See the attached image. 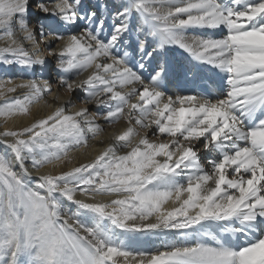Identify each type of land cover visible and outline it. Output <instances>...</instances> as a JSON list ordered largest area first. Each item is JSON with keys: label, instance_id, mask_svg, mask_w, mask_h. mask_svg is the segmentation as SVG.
Returning <instances> with one entry per match:
<instances>
[{"label": "snow or ice", "instance_id": "1", "mask_svg": "<svg viewBox=\"0 0 264 264\" xmlns=\"http://www.w3.org/2000/svg\"><path fill=\"white\" fill-rule=\"evenodd\" d=\"M232 4L225 9L220 0H134L132 5L161 48L176 45L227 74L226 92L213 102L167 96L154 86L160 72L152 83L145 82L114 55L126 23L117 24L107 41L99 35L103 20L95 33L83 29L46 35L41 28L37 36L25 19L29 0H0V38L5 41L0 64L44 67V53L56 55L57 43L63 41L56 57L65 75L58 78L57 88L83 92L81 103L102 110L72 112L70 98L20 130L0 132V264H264V239L239 251L217 241L215 247L172 243L151 253L133 252L77 218L83 211L127 232L187 236L205 222L239 217L264 230V119L246 127L264 112V23H254L264 17V0ZM36 7L70 24L85 19L81 0H50ZM126 13H118L117 19ZM87 15L92 20L96 12ZM190 28H223L227 34L221 39L184 35ZM85 72L89 74L78 84ZM18 89L27 91L10 95ZM52 94L47 80L16 83L0 77V118L7 122L28 115L31 106ZM98 118L109 124L123 119L129 126L94 160L69 168L70 154L88 146L89 134L94 139L101 132ZM137 127L145 135L133 144L140 135ZM150 136L163 139L156 143ZM210 149L213 158L207 159ZM49 167L53 170L43 171ZM179 176L183 184L175 182ZM104 197L114 198L106 202ZM62 201L75 205L77 213L66 211ZM169 201L178 206L165 210Z\"/></svg>", "mask_w": 264, "mask_h": 264}, {"label": "bare ground", "instance_id": "2", "mask_svg": "<svg viewBox=\"0 0 264 264\" xmlns=\"http://www.w3.org/2000/svg\"><path fill=\"white\" fill-rule=\"evenodd\" d=\"M50 0H29V10L25 19L29 26L36 29L37 36L41 28L46 35H69L77 34L83 29H89L94 33L97 31V26L100 21L103 20L104 27L100 30L99 35L105 41L110 39L112 31L119 23H126L128 30L120 37L117 46L113 49V54L119 58H122L125 63L131 67L134 71H137L141 78L148 83H152V78L157 72L161 73L160 79L155 82L157 90L161 91L167 96H188L182 94L179 82L181 78L185 76H197L195 82H199L205 89L212 93V98L205 99L199 95L196 96L199 99L208 101H216L221 98L227 89L226 79L227 74L221 71L219 68L214 67L211 64L202 63L195 60L186 51L176 45H164L160 47V40L158 37L150 35V28L144 23L141 15L132 9L134 0H81L82 5L85 6L84 10L80 12L85 16L84 20L77 19L75 24L66 23L61 20L59 16H46L42 11H39L36 5L49 3ZM259 0H247V3H257ZM221 6L225 9L233 6L232 0H220ZM103 5V7H101ZM32 9H35L31 12ZM243 7V5L241 6ZM96 11L97 15L88 19L87 13L90 10ZM127 10L126 16L117 19V14ZM254 23H264V17H258ZM186 36H200L211 39H221L227 32L226 29H187L183 33ZM18 40H22V34L17 36ZM141 42H143V50H141ZM53 43H56L53 40ZM25 47H30L28 42H24ZM63 45V41L58 42L55 48L56 55H48L44 53L46 63L44 67L35 68H22L18 64H12L4 66L0 64V77H6L15 79L16 83H20L21 79H37L47 80L52 84L53 94L46 96L45 101H41L38 104L31 106L28 115L18 116L9 119L7 122L0 118V132L9 130H20L24 126L30 125L35 118H42L52 111L57 106L64 105L70 98L73 99L75 106L71 109L72 112H76L82 108H88L90 111L97 112L102 111L97 109L94 104L81 103L80 99H83L84 93L77 91V93L70 94L64 89L57 88L58 78L65 75L60 69L57 68L56 57ZM5 46L4 39L0 38V47ZM54 47V44L50 45ZM149 53L151 55L149 56ZM144 67L141 69L140 65ZM89 73L85 72L77 79L79 84L86 79ZM27 90L18 89L16 93L10 94L11 96H21L26 93ZM127 91V89H125ZM55 101V103H52ZM3 101L0 100V103ZM132 102H138L133 99ZM264 119V112L256 114V117L246 122V127H253L260 120ZM96 123L100 125L101 132L93 139L89 134L88 146L74 151L70 154L69 159L71 163L69 168L78 166L80 163H86L94 160L100 155L114 140L115 136L123 134L126 130L128 122L121 119L115 123L109 124L103 119H96ZM134 126V125H133ZM154 127V126H153ZM140 135L133 139V144L139 142V139L145 135V132L137 127ZM153 142L159 143L163 137H149ZM0 150L3 147L0 146ZM207 159L213 158V149L209 150ZM205 154L201 153L202 163L206 165ZM214 157L220 158V153L215 152ZM162 159V158H161ZM63 168V164L55 169V172L59 174ZM51 167L44 169L43 171H51ZM33 175H38L33 173ZM177 184H183L185 182L183 176H179L175 181ZM210 187H214L213 184H209ZM82 198V197H81ZM114 197H104L107 202ZM66 211L70 213H77L75 205L69 204L67 201H62ZM178 206V202L169 201L164 205L165 210H171ZM77 218L81 223L89 227H99L110 239L118 246L125 250L133 252H154L156 250H162L166 244H184L192 245L197 242L204 243L208 246H217V241L224 247L230 248L235 251H239L243 247L250 246L260 239H264V230L256 228L253 223H244L241 218H234L231 221L220 222H205L202 225L196 226V228L188 231L187 236L181 233H172L168 231H156V232H127L112 225L108 220H102L93 213L78 212ZM154 222V218L152 220ZM240 229V231H234ZM214 237V238H213Z\"/></svg>", "mask_w": 264, "mask_h": 264}, {"label": "rangeland", "instance_id": "3", "mask_svg": "<svg viewBox=\"0 0 264 264\" xmlns=\"http://www.w3.org/2000/svg\"><path fill=\"white\" fill-rule=\"evenodd\" d=\"M33 8V6H31V12H33L35 9H32ZM93 11V9L92 10H90V12H92ZM96 12V11H95ZM96 15H97V13H96Z\"/></svg>", "mask_w": 264, "mask_h": 264}]
</instances>
